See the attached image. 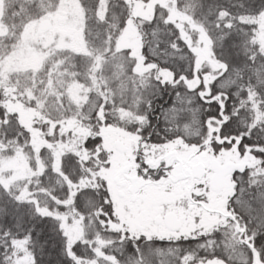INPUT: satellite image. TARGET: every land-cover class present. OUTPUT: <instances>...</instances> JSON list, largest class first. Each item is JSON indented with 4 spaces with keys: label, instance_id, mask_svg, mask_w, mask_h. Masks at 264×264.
I'll return each instance as SVG.
<instances>
[{
    "label": "snow or ice",
    "instance_id": "obj_1",
    "mask_svg": "<svg viewBox=\"0 0 264 264\" xmlns=\"http://www.w3.org/2000/svg\"><path fill=\"white\" fill-rule=\"evenodd\" d=\"M0 264H264V0H0Z\"/></svg>",
    "mask_w": 264,
    "mask_h": 264
}]
</instances>
